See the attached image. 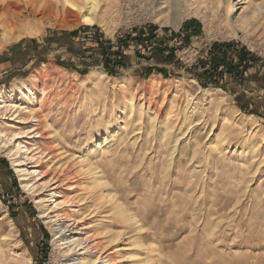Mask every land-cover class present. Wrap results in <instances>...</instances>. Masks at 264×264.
I'll return each instance as SVG.
<instances>
[{
  "label": "rangeland",
  "instance_id": "1",
  "mask_svg": "<svg viewBox=\"0 0 264 264\" xmlns=\"http://www.w3.org/2000/svg\"><path fill=\"white\" fill-rule=\"evenodd\" d=\"M15 1L0 88L10 96L37 70L48 76L30 85L34 100L18 92L0 109L4 262L63 264L114 239L96 264H264V0H99L92 26L38 12L53 0ZM227 7L231 25L255 18L232 30ZM218 52L247 58L214 85L202 62ZM241 93L259 115L237 107ZM75 240L82 248L68 251Z\"/></svg>",
  "mask_w": 264,
  "mask_h": 264
},
{
  "label": "bare ground",
  "instance_id": "2",
  "mask_svg": "<svg viewBox=\"0 0 264 264\" xmlns=\"http://www.w3.org/2000/svg\"><path fill=\"white\" fill-rule=\"evenodd\" d=\"M230 2V0H227ZM21 6L20 3H18L15 0H0V10L3 11V13L0 15V30H2V32L0 33V48L2 46H4V44L8 41L11 32L13 33L12 30L16 29V18L18 17V15H20L21 12L17 11L19 9V7ZM110 6V5H109ZM108 6V7H109ZM59 10V11H64L67 13H78L79 14V20L81 24L84 25H95V24H99L101 21V16L104 12L105 9H102L99 7V0H53L50 2H43L40 4V9L38 10V12L40 14H49L51 13L53 10ZM37 10L33 9V12H35ZM228 7H227V11L225 16H223V20H221L224 24L228 25L232 30H236V29H241V30H245L246 29V25H248L249 21L255 18V13L252 12L251 15L248 18H245L243 21L236 23V25H231L229 23L228 20ZM224 13V12H223ZM229 29V28H228ZM48 76V74H45V70H37L34 74H32V76L29 78V81L24 83L22 85V87H20V89L16 88L15 86H12L10 89H12V94L9 96L7 95V91L5 88H0V109L1 108H5V106H10L11 109V105H6V99L9 97H16L18 92L20 94V99H28L30 100V102L32 101V99H35V95L33 92V88L36 90L38 89L37 87V82L39 79L42 78V76ZM44 76V77H45ZM98 76H105L104 72H99ZM33 86V88L31 86ZM153 85V84H152ZM9 89V90H10ZM40 89V88H39ZM203 91H206L204 89H202ZM124 94H126V91L123 92ZM127 95V94H126ZM134 98V95H131L129 98L126 99L127 103L129 104V106H132V100ZM37 102V100H36ZM13 108H19L21 107V105L13 103ZM196 106V105H195ZM194 106V107H195ZM195 111V108H193ZM219 108L215 107V111H217ZM28 112H30V110L28 109ZM32 118H34L35 116H31ZM248 117H252V115H248ZM241 119V118H240ZM36 121V120H35ZM223 121L228 122L229 120L225 117H223ZM238 121V120H237ZM241 121V120H240ZM239 123V122H238ZM235 123H233L232 125H234ZM234 127V126H233ZM238 126H235V128H237ZM43 127L40 125V123H38L36 126L31 127L29 129L30 133L35 132L37 136H40V132H42ZM107 130V128L105 129ZM108 131V130H107ZM106 131V132H107ZM2 133L0 131V137L2 136ZM18 134L20 133H14V136H18ZM166 134V133H165ZM164 134V135H165ZM258 133H254L252 136L254 138H256L255 136H257ZM106 139L104 138V140L98 142L95 144L94 146V150H101L103 152V150L105 149V145H106ZM260 140H264V134H260ZM214 148L217 147V149H220L217 145L213 146ZM10 155V154H8ZM16 163V162H15ZM94 164V162H87V165L90 167ZM16 165V164H14ZM97 183L99 185H104L105 182L102 179L97 180ZM106 197H108V201L112 202L114 200V194L111 192H107L106 193ZM113 206L116 210L119 211V213H122V207L120 205V203H118L115 199V201L113 202ZM40 217H45V213H41ZM125 220L127 222H130L133 224L135 222H132V219L127 216L125 218ZM80 221V220H78ZM50 228L53 229L52 226H50ZM61 232V231H60ZM59 231H56L54 234V237H60ZM114 239H111L110 242L106 245V246H101L100 250L97 252L98 254H92L90 252L89 256L86 258H81L79 260H76L74 258H70L68 259V262L63 263V264H96L97 260L100 258V254L104 253V249L105 247H107L111 242H113ZM69 243V242H68ZM98 243V242H97ZM73 244H75L73 247L68 248V251H74L76 248L81 249V244L82 242L78 241H73ZM97 246H95L96 248ZM68 253V252H67ZM69 255V254H68ZM67 256V255H65ZM107 257V256H105ZM62 259V257H60ZM3 256L0 255V264H29L30 262V256H28V261L29 262H24L21 259H15L13 263H5L3 260ZM60 262V261H59ZM106 262H108V264H115L116 261L114 260V258H110L108 257L106 259ZM62 264V263H61Z\"/></svg>",
  "mask_w": 264,
  "mask_h": 264
},
{
  "label": "trees",
  "instance_id": "3",
  "mask_svg": "<svg viewBox=\"0 0 264 264\" xmlns=\"http://www.w3.org/2000/svg\"><path fill=\"white\" fill-rule=\"evenodd\" d=\"M137 40L141 41L140 35L137 38ZM103 50L106 51L105 48ZM158 51H153L152 56H154L155 58L161 59V57H163V56H162L160 50H158ZM105 54H107V52H105ZM167 58H169V56H167ZM246 58L247 57L243 53H239V55H237V61L232 60V59L226 60V53L225 52H221V54H220V52H218L216 54H210L209 60L207 62V64H209V66L207 69H205L204 68L205 62H202L203 71L201 73H202V75H204L206 81L207 80L212 81V82H214V85H216L217 82L213 81L212 79L216 75L222 77L221 73L223 71V68H226L225 70L228 71V73L230 72L231 74L237 75V73L241 69L242 62ZM108 65H109V63H107V65L105 66V68H107V73L110 75L115 74L114 69H110L108 67ZM145 70H146L145 75H148L152 69L147 68ZM159 71L164 73L163 69H159ZM81 73H83V72H81ZM235 104L237 105V107H239L242 111H244L246 113L259 115L260 111L258 109L257 101H254V99L251 97H247L245 94L241 93V94L237 95L236 99H235ZM261 114H264V112H261Z\"/></svg>",
  "mask_w": 264,
  "mask_h": 264
}]
</instances>
